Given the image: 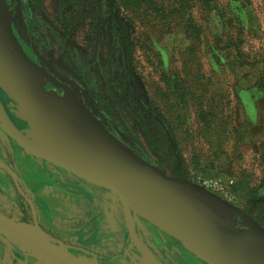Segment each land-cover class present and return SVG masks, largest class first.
I'll use <instances>...</instances> for the list:
<instances>
[{"label": "rangeland", "instance_id": "obj_1", "mask_svg": "<svg viewBox=\"0 0 264 264\" xmlns=\"http://www.w3.org/2000/svg\"><path fill=\"white\" fill-rule=\"evenodd\" d=\"M193 5L204 42L193 53L189 50L193 41L181 23L175 31L168 30L172 23L155 16L152 8L135 11L113 0H0V19L18 46L62 83L65 93L47 90L58 96L75 94L128 150L169 175L197 183L217 178L260 186L264 181V0H213L211 12L201 10L196 1ZM214 45L227 57L223 68L214 66L209 51ZM164 74H176L171 77L175 81L179 75L197 100L190 97L183 110L170 107L164 96L168 85ZM0 87L9 95L4 82ZM210 88L225 96L218 104L226 117L223 124L207 127L197 109L200 94ZM10 112L33 123L23 105L16 103ZM29 127L33 137L42 141L37 127ZM0 169V212L14 221L26 216L24 209L29 218L32 212L28 224L45 227L54 247L77 264H208L111 191L28 153L1 122ZM20 177L23 186L17 182ZM140 185L144 186L135 182L126 186L133 195ZM233 185L230 194L218 195L242 209ZM261 200L264 187L256 201ZM155 212L158 218H183L166 208ZM139 218L144 220L141 231L134 223ZM240 227L243 235L251 233L245 219ZM26 230L41 240L47 256L56 255L44 236ZM0 235V264H58L18 241L15 233ZM259 241L260 237L253 244Z\"/></svg>", "mask_w": 264, "mask_h": 264}, {"label": "water", "instance_id": "obj_2", "mask_svg": "<svg viewBox=\"0 0 264 264\" xmlns=\"http://www.w3.org/2000/svg\"><path fill=\"white\" fill-rule=\"evenodd\" d=\"M0 30L2 33V36H0V49L14 62L15 71L11 75V79L21 93L23 104L33 119L31 124L37 127L44 142L34 138V133H31V137H29L21 131L11 120L0 99V121L13 139L28 153L61 167L90 184L111 191L121 200L128 203H130L132 195L127 190L126 185L133 182H142L149 187H167L179 195L194 196L198 204V217L201 224V230L196 238L197 251L182 241L194 254L208 264H234L230 256V245L240 244L249 240L253 235V223L260 225L263 229L264 227L250 214L244 212L224 197L190 179L169 175L152 162L128 150L89 111L103 128L112 135L116 141V146H95L83 152L67 148L62 139L53 132L54 123L48 117L45 103L47 101L62 102L69 97V93L66 96H58L48 91L45 86L47 81H50L56 87H59L61 83L43 67L34 62L18 46L13 33L7 26H2ZM14 105H16V102L12 100L9 106L13 107ZM208 204L213 207L214 218L213 215H208ZM0 216L7 224H28L14 221L1 212ZM146 218L155 223L150 218ZM241 219H245L249 224L251 228L249 235L241 233ZM160 228L173 235L164 228ZM40 229L47 235L48 239L46 241L56 252L54 256L39 254L40 256L58 264H77L56 249L51 243L49 235L42 228ZM233 236L235 237L234 240L232 239ZM18 241L23 243L21 240Z\"/></svg>", "mask_w": 264, "mask_h": 264}, {"label": "bare ground", "instance_id": "obj_3", "mask_svg": "<svg viewBox=\"0 0 264 264\" xmlns=\"http://www.w3.org/2000/svg\"><path fill=\"white\" fill-rule=\"evenodd\" d=\"M2 26L6 27V24L0 19V29ZM14 71L13 60L0 49V80L7 85V91L13 101L25 106L21 99V93L11 79ZM69 96L71 97L70 99H65L62 102L47 101L45 103L48 117L54 123L53 132L62 139L66 147L73 151L83 152L95 146H116V141L112 135L80 104L78 97L72 92L69 93ZM47 147L49 146L47 145ZM135 183L144 184L142 182ZM152 189H157L167 196L162 197L160 193H154L149 187L140 185L133 194L138 198L132 195L130 204L138 213L155 221L158 226L171 232L186 242L193 250L197 251L196 238L201 230V224L198 217L196 198L191 195H179L167 187L157 186ZM157 208L176 211L183 218L178 221H174L167 216L158 218L157 215L159 213L155 212ZM212 209L213 207L208 204V215H213ZM252 227L254 234L249 240L240 244L230 245V256L234 264H264V238H262L264 229L256 223H253ZM30 228L35 229L40 235L48 239L47 235L34 225L23 223L7 224L0 216V232L2 231L9 235L15 233L18 239L28 246L42 254H49L41 240L34 237L32 232L26 230ZM259 237L260 241L262 240L260 245H258L260 241L253 244ZM232 239L234 240L235 237L233 236ZM256 246L258 247V252L255 255ZM243 249H246L248 254ZM53 252L56 254L54 250Z\"/></svg>", "mask_w": 264, "mask_h": 264}, {"label": "trees", "instance_id": "obj_4", "mask_svg": "<svg viewBox=\"0 0 264 264\" xmlns=\"http://www.w3.org/2000/svg\"><path fill=\"white\" fill-rule=\"evenodd\" d=\"M194 1L199 3L201 10L211 12L213 9V0H113L116 5L123 3L124 6H128L135 11L152 8L155 12V16L169 19L170 23H172L168 26V30L173 29L175 31L177 22L181 23L185 33L193 41L192 46L189 48L192 53L196 50L198 45L204 43L202 39V28L196 23L193 15ZM209 51L214 58V66L223 68L226 64L227 57L222 54L220 49H217L215 45L210 46ZM175 75L176 74H173L171 77ZM164 77H166L168 84L167 92H164V96L168 100L170 107L183 110L185 109V104L190 101V97H192L193 100H197L195 95L189 93L188 88L183 86V83L178 80L180 79L179 75L176 81L172 80L167 74H164ZM203 91L204 92L200 94L202 101L198 104L199 107L197 109L200 122L207 127L213 126V124L217 122L223 124L226 117L224 115L225 109H219L218 103L219 100L225 96L223 94H218L219 91L215 88L204 89ZM8 98L11 99L9 95ZM261 146L264 147V143ZM262 160L264 162V156ZM261 187H264V181L262 185L255 187L238 181L233 185V192L242 210L250 214L264 227V200L256 201L260 196ZM17 221L25 223L30 222L24 217H19ZM139 224L140 221H136L137 228L142 229V224Z\"/></svg>", "mask_w": 264, "mask_h": 264}, {"label": "flooded vegetation", "instance_id": "obj_5", "mask_svg": "<svg viewBox=\"0 0 264 264\" xmlns=\"http://www.w3.org/2000/svg\"><path fill=\"white\" fill-rule=\"evenodd\" d=\"M47 71V70H46ZM49 72V71H48ZM50 73V72H49ZM51 74V73H50ZM52 75V74H51ZM53 76V75H52ZM54 77V76H53ZM55 78V77H54ZM56 79V78H55ZM57 81H59L58 79H56ZM60 82V81H59ZM61 83V82H60ZM46 89H48V90H51V91H53V92H55V93H58V94H64L65 92H64V87H63V85H62V83H61V85L59 86V87H56L53 83H51L50 81H47V83H46ZM0 99H1V101H2V103H3V105H4V107H5V109H6V111H7V113H8V115L10 116V118H11V120L14 122V124L21 130V131H23L26 135H28L29 137H31V132H30V130H29V126H31V124L30 123H28V122H25V121H20V120H18V119H16L12 114H11V112H10V107L11 106H9V104L12 102V100L11 99H9L8 98V95L3 91V89L0 87ZM1 122V121H0ZM2 124V123H1ZM3 126V125H2ZM6 130V129H5ZM9 134V133H8ZM15 142L17 143V141L15 140ZM19 144V143H18ZM0 171H1V169H0ZM2 172V171H1ZM28 172V171H27ZM28 174V176H29V173H27ZM5 177H6V175L5 174H3ZM27 176V175H26ZM8 178H9V180H10V182H12L14 185H15V183H14V181L12 180L13 178L12 177H10V176H8ZM23 180V178L22 177H20L18 180H17V182L20 184V186H23V182L24 181H22ZM85 181V180H84ZM11 183V184H12ZM13 185V186H14ZM93 185V184H92ZM19 187V186H18ZM98 187V186H97ZM100 188H102V187H100ZM16 190V189H15ZM19 189H17V191H18ZM19 192V191H18ZM18 192H16V193H18ZM22 192V191H21ZM19 194V196L21 197V200H22V204L23 205H25L26 206V204H27V202L25 201V199L21 196V194L20 193H18ZM22 194H23V192H22ZM24 195V194H23ZM23 205H20V208L22 207L23 208ZM28 208V207H27ZM29 209V208H28ZM25 211L24 212H26V216H24V218H26V219H28V221H30L29 223H31L32 221H33V217H34V215H33V213L31 212V218H29L28 216H27V211H26V209H24ZM25 215V214H24ZM142 218H139V219H136L135 220V227H136V229L138 230V231H141L142 229H138L137 228V226H136V221H140V224L139 225H141L142 224V227H144V224L142 223ZM144 221V220H143ZM42 228L47 232V233H49V234H51L49 231H47L46 230V228L45 227H43L42 226ZM53 235V234H52ZM167 235H169V236H171V238H173L172 237V235H170L169 233L167 234Z\"/></svg>", "mask_w": 264, "mask_h": 264}, {"label": "built area", "instance_id": "obj_6", "mask_svg": "<svg viewBox=\"0 0 264 264\" xmlns=\"http://www.w3.org/2000/svg\"><path fill=\"white\" fill-rule=\"evenodd\" d=\"M199 183L216 194L221 193L227 196L228 194H230V188L234 184V180L229 179L228 181L223 183L221 179L204 178Z\"/></svg>", "mask_w": 264, "mask_h": 264}, {"label": "crops", "instance_id": "obj_7", "mask_svg": "<svg viewBox=\"0 0 264 264\" xmlns=\"http://www.w3.org/2000/svg\"><path fill=\"white\" fill-rule=\"evenodd\" d=\"M2 82H3V81H2ZM4 84H5V83H4ZM5 86H6L5 89H6V91H7V89H8V88H7V85L5 84ZM7 93H8V91H7ZM8 94H9V93H8ZM9 96H10V94H9ZM10 97H11V96H10ZM70 98H71V97L69 96L67 99H70ZM11 99H12V97H11ZM12 100H13V99H12ZM17 104H18V103H17ZM1 232H2V231H1ZM253 234H254V231H253ZM7 238H8V237H7Z\"/></svg>", "mask_w": 264, "mask_h": 264}]
</instances>
